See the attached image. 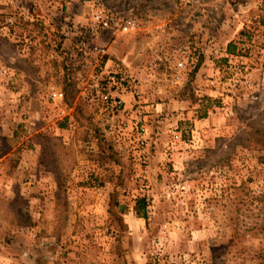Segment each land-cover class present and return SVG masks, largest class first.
<instances>
[{
	"label": "rangeland",
	"instance_id": "374dc122",
	"mask_svg": "<svg viewBox=\"0 0 264 264\" xmlns=\"http://www.w3.org/2000/svg\"><path fill=\"white\" fill-rule=\"evenodd\" d=\"M20 1L0 0V244L10 264H264V0H151L170 30L155 31L139 72L123 63L108 70L136 82L124 98L131 120L113 118L90 90L91 69L67 58L66 33L44 25V6L34 14L32 1ZM230 42L242 55L226 54ZM70 80L74 106L51 101ZM79 98L118 164L87 157L73 118ZM39 133L67 148H53L65 206ZM140 199L146 220L135 213ZM18 210L29 225L15 226Z\"/></svg>",
	"mask_w": 264,
	"mask_h": 264
},
{
	"label": "crops",
	"instance_id": "0c3cea01",
	"mask_svg": "<svg viewBox=\"0 0 264 264\" xmlns=\"http://www.w3.org/2000/svg\"><path fill=\"white\" fill-rule=\"evenodd\" d=\"M21 1L19 3L22 4ZM30 1H32L34 14L44 6V25L52 29L55 27L61 28L60 26H62V30L66 34L61 46L64 49H68V52L65 53L67 58L72 59L77 65H79L81 61L88 64L90 62L92 65L96 64V58L94 56L86 57L78 52L77 54L75 53L78 41L85 34L86 36H89V44L97 45L106 49L107 55L100 62L102 67L105 66V69L109 70L111 68H119V63H123L124 65H129L131 69L137 73L140 71L137 69L138 66L145 61L147 52L155 43V31L161 30L166 32L167 29L170 30L169 27L171 22L165 17V14H163L162 11H159L157 15V12L152 13L149 11V8L151 7L149 5L152 4L151 0L147 3L146 0H143L142 2L140 0V3L137 4H131L129 0ZM135 2L138 1L135 0ZM146 4L148 5L145 8L144 6ZM21 11H23L22 14H26L25 5L21 8ZM98 11L110 13L112 18L110 28L99 29L96 26L93 21V16ZM57 17H63V23H59ZM55 19L57 20L55 21ZM129 19L135 22V29L130 33H123L122 27L125 26L126 21ZM2 64L3 63L0 62V67L3 66ZM18 78L24 80L30 79L29 76L23 73H20ZM23 84V91H25L26 94H31L28 82L23 81ZM3 91V88H0V98L4 94ZM125 98L126 102H129V98ZM112 116L113 118H119L115 117L114 114ZM120 117H123L122 120H131L132 114L130 108L128 109L126 107L125 116L124 114H121ZM1 161L2 160H0V162ZM1 167L2 165H0V168ZM9 251V248H5V245L0 244V264L15 263V260Z\"/></svg>",
	"mask_w": 264,
	"mask_h": 264
},
{
	"label": "trees",
	"instance_id": "16d2710c",
	"mask_svg": "<svg viewBox=\"0 0 264 264\" xmlns=\"http://www.w3.org/2000/svg\"><path fill=\"white\" fill-rule=\"evenodd\" d=\"M226 54L228 56H240L242 51L238 49L237 43L230 42L227 45ZM227 58H222L216 63L226 64ZM68 88H64L65 91V103L73 107L75 102V87L72 81L68 83ZM75 92V93H74ZM73 118L76 123L79 124V131L77 132V137L83 143L89 144L90 150L88 151V158L99 163L101 166L107 164H118L119 156L114 150L113 146L106 142L102 129L93 121V115L90 111L87 110L84 99H78L74 107ZM67 120L62 122L59 125V128L65 129L67 125ZM38 145L41 148V160H43L44 166L46 167L47 172L51 173L56 182V203L57 205H66L67 204V195H66V182L64 175L60 167L57 165V152L56 149H67L65 144L62 143L61 139L52 138L46 134L39 133L38 136ZM114 204L110 207V213L114 209ZM135 213L139 219H147V205L144 200H137L135 206ZM17 222L15 226L22 227L29 225L30 219L25 215L22 210H18L16 213ZM23 252L25 250L23 248ZM37 264V262H36Z\"/></svg>",
	"mask_w": 264,
	"mask_h": 264
},
{
	"label": "built area",
	"instance_id": "2783aa9c",
	"mask_svg": "<svg viewBox=\"0 0 264 264\" xmlns=\"http://www.w3.org/2000/svg\"><path fill=\"white\" fill-rule=\"evenodd\" d=\"M187 1V0H184ZM191 1V0H190ZM194 3H199L201 0H192ZM93 21L99 29H108L111 25V15L104 11H98L93 16ZM135 29V22L128 20L125 26L122 27L123 33H130ZM81 40L78 44L79 52L86 57L94 56L96 64L91 66L88 63L83 64V72L90 70L89 88L94 93L98 94L100 99L106 105V108L114 115H121L126 113L125 96L128 93L137 90L135 80L127 72L114 73L102 67L101 61L107 55L106 49L97 45L89 44L88 37ZM49 99L53 102H63L65 99L64 93L60 90H52L49 94ZM137 134L141 146L145 145L147 130L144 122L139 120L137 122Z\"/></svg>",
	"mask_w": 264,
	"mask_h": 264
}]
</instances>
